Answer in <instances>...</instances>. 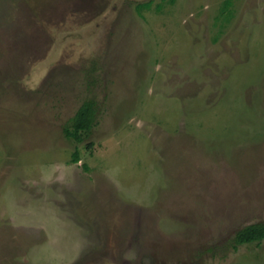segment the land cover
I'll list each match as a JSON object with an SVG mask.
<instances>
[{
	"label": "rangeland",
	"instance_id": "374dc122",
	"mask_svg": "<svg viewBox=\"0 0 264 264\" xmlns=\"http://www.w3.org/2000/svg\"><path fill=\"white\" fill-rule=\"evenodd\" d=\"M260 221L264 0H0V264H264Z\"/></svg>",
	"mask_w": 264,
	"mask_h": 264
},
{
	"label": "trees",
	"instance_id": "16d2710c",
	"mask_svg": "<svg viewBox=\"0 0 264 264\" xmlns=\"http://www.w3.org/2000/svg\"><path fill=\"white\" fill-rule=\"evenodd\" d=\"M141 5H149V2L143 3ZM98 107L97 103L93 99L84 101V103L77 110L76 114L71 118V120L64 127V131L67 136L76 139L77 141H83L86 138L95 125H97ZM75 161H79V153L75 152ZM264 239V221L255 222L249 224L240 230H238L234 240L235 248L239 245L253 242L261 241Z\"/></svg>",
	"mask_w": 264,
	"mask_h": 264
}]
</instances>
